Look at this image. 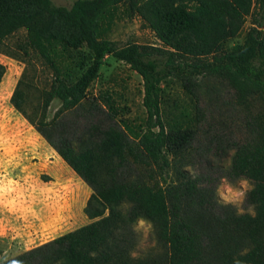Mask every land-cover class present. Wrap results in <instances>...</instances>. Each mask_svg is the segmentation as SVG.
<instances>
[{
  "label": "trees",
  "instance_id": "16d2710c",
  "mask_svg": "<svg viewBox=\"0 0 264 264\" xmlns=\"http://www.w3.org/2000/svg\"><path fill=\"white\" fill-rule=\"evenodd\" d=\"M120 17H139L161 44L119 46L108 35ZM20 30L16 47L39 56L54 78L35 108L39 117L25 108L21 80L11 103L91 188L84 207L91 222L0 264H264V0H0V53L18 58L6 48ZM107 56L143 78L142 127L120 117L112 94L89 97ZM5 73L0 62V82ZM206 76L232 88L243 140L208 134L201 148L198 126L165 115L163 82ZM54 99L61 107L49 118ZM73 110L85 123L67 128ZM230 150L222 176L252 183L246 201L254 213L221 203L218 182L187 169L193 152ZM174 159L178 177L168 183L161 178ZM139 218L152 224L156 245L136 253Z\"/></svg>",
  "mask_w": 264,
  "mask_h": 264
},
{
  "label": "rangeland",
  "instance_id": "374dc122",
  "mask_svg": "<svg viewBox=\"0 0 264 264\" xmlns=\"http://www.w3.org/2000/svg\"><path fill=\"white\" fill-rule=\"evenodd\" d=\"M53 1L57 5L71 6L74 0ZM249 26L248 20L237 40H242ZM24 38L25 31L20 30L7 41L6 49L18 55V58L0 53V62L6 65V75L0 82V261L15 257L91 222L88 217L74 223L57 222L60 215L69 211L73 200L72 186L77 185L57 170L58 164L52 157L55 150L11 103L12 92L21 80L20 88L26 92L28 100L25 108L34 117H39L35 108L41 106L43 92L50 90L54 78L52 69L39 56L34 53L27 55L16 47ZM108 38L119 46L129 42L161 44L155 33L142 25L139 17L117 18ZM162 91L165 115L176 121H189L198 126L201 133L196 144L201 148H205V137L208 134H223L229 140L245 138L243 114L233 105L234 92L225 81L206 76L187 83L185 80L169 77L163 82ZM106 92L112 94L120 105V117L135 126L144 125L147 113L143 105V78L128 64L112 56L105 58L89 89V97L99 99ZM60 107V101L54 99L47 110L49 118ZM80 111L82 112L73 110L66 114L67 128L85 123ZM232 154L233 150L224 157L212 152L208 156L193 152L194 162L187 169L199 176L216 180L217 195L221 203L232 205L236 210L237 207L242 208L243 211L239 213H254L246 201L249 190L244 189L242 200L238 195L241 179L232 181L222 176L230 165ZM179 163L178 159H174L172 167L161 179L168 183L177 181ZM48 166L49 169L45 170ZM73 176L77 178L74 173ZM82 181L87 189L85 196L89 198L92 190L83 179ZM247 181L252 187V183ZM134 233L136 253L156 245L151 223L140 226L137 222Z\"/></svg>",
  "mask_w": 264,
  "mask_h": 264
},
{
  "label": "crops",
  "instance_id": "0c3cea01",
  "mask_svg": "<svg viewBox=\"0 0 264 264\" xmlns=\"http://www.w3.org/2000/svg\"><path fill=\"white\" fill-rule=\"evenodd\" d=\"M6 75V74H5ZM4 75V77H5ZM2 82V81H1ZM52 157L56 159L57 162V170L61 171L62 176H67L75 185L72 186V195L73 200L71 202L69 211L64 215H60V219L57 220V222H64V223H74L77 222L85 217L86 214L84 213V207L87 204V199L85 195H87V189H85L84 185H82V178L70 167L68 166L64 160L58 155V153L55 151L54 155L52 154ZM66 164V165H63ZM67 166V167H65ZM49 169L48 167H45V170ZM60 173V172H59ZM73 173L77 176L75 179L73 176Z\"/></svg>",
  "mask_w": 264,
  "mask_h": 264
},
{
  "label": "clouds",
  "instance_id": "9594fccd",
  "mask_svg": "<svg viewBox=\"0 0 264 264\" xmlns=\"http://www.w3.org/2000/svg\"><path fill=\"white\" fill-rule=\"evenodd\" d=\"M240 189H238L237 190V192H238V195H239V197H240V199L242 200L243 199V197H244V195H245V191H244V189H248V190H250V185L248 184V181L246 180V179H241L240 180ZM237 211L238 212H242L243 211V209L242 208H240V207H237ZM146 223H149V222H147L145 219H143V218H139L138 219V224L140 225V226H143V225H145ZM235 264H240V262L239 261H236L235 262Z\"/></svg>",
  "mask_w": 264,
  "mask_h": 264
}]
</instances>
